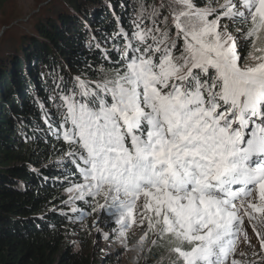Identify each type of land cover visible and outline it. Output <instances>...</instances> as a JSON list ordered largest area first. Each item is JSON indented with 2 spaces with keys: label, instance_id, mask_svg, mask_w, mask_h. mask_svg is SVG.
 <instances>
[{
  "label": "snow or ice",
  "instance_id": "1",
  "mask_svg": "<svg viewBox=\"0 0 264 264\" xmlns=\"http://www.w3.org/2000/svg\"><path fill=\"white\" fill-rule=\"evenodd\" d=\"M261 35L264 0H145L112 36L114 70L57 85V136L80 177L66 203L112 218L124 247L133 224L148 229L141 250L149 232L167 235L170 264H264ZM245 221L252 261L237 258Z\"/></svg>",
  "mask_w": 264,
  "mask_h": 264
},
{
  "label": "trees",
  "instance_id": "2",
  "mask_svg": "<svg viewBox=\"0 0 264 264\" xmlns=\"http://www.w3.org/2000/svg\"><path fill=\"white\" fill-rule=\"evenodd\" d=\"M94 1L95 8H82L84 2L69 0L73 12L42 17L27 45L0 50V264H100L86 246H71L90 210L80 201L66 203L80 177L57 136V85L71 89L77 76L94 80L98 69L114 70L105 52L118 58L113 48L123 41L112 36L121 25L131 31L137 8L131 0ZM73 206L83 211L74 213ZM158 240L146 264H158L159 253L172 247L168 236Z\"/></svg>",
  "mask_w": 264,
  "mask_h": 264
},
{
  "label": "rangeland",
  "instance_id": "3",
  "mask_svg": "<svg viewBox=\"0 0 264 264\" xmlns=\"http://www.w3.org/2000/svg\"><path fill=\"white\" fill-rule=\"evenodd\" d=\"M77 1L81 4L84 2L85 5L82 8H95L97 6L94 0ZM131 1L135 4L138 14L139 6L145 3V0ZM147 2L158 4L160 0H147ZM222 2L223 0H215L211 4L215 6ZM69 11H72L69 0H0V50L15 47L21 49L29 43L30 37L34 36V25L39 19L46 16L57 17L58 14ZM233 34L235 35V31ZM255 44L257 49L264 48V35L259 36ZM256 54L264 55V52L257 51ZM78 182L80 180L72 182L70 187ZM94 221H96L95 224ZM117 227L110 217L101 216L99 213L89 215L87 221L77 224L72 234L71 246L74 249H82L86 246L87 250H90L91 257L100 264L106 261L107 264H146L147 254L155 248L156 244H159L158 236L149 232L143 250H141L139 240L148 229L146 225L133 224L127 231V246L124 247L116 238L114 229ZM244 229L249 240L246 241L241 235L237 250L238 253H244V256L238 255L237 258L243 261L259 259V256H252V251L254 248L257 253L261 252L260 241L247 221H245ZM105 232L109 233L108 239L103 236ZM81 233L88 237L84 238L86 242L79 237ZM159 255L158 264H170L176 258L169 249L161 251Z\"/></svg>",
  "mask_w": 264,
  "mask_h": 264
}]
</instances>
